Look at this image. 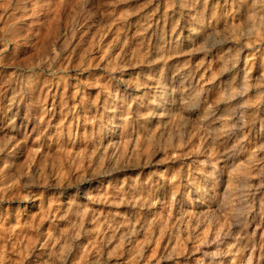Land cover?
Wrapping results in <instances>:
<instances>
[{
	"label": "rangeland",
	"instance_id": "1",
	"mask_svg": "<svg viewBox=\"0 0 264 264\" xmlns=\"http://www.w3.org/2000/svg\"><path fill=\"white\" fill-rule=\"evenodd\" d=\"M0 264H264V0H0Z\"/></svg>",
	"mask_w": 264,
	"mask_h": 264
},
{
	"label": "bare ground",
	"instance_id": "2",
	"mask_svg": "<svg viewBox=\"0 0 264 264\" xmlns=\"http://www.w3.org/2000/svg\"><path fill=\"white\" fill-rule=\"evenodd\" d=\"M205 41H206V40H205ZM175 71H176V70H175ZM159 79H160V76H159ZM118 82H119V80H118ZM159 82H161V81H159ZM160 84H161V83H160ZM161 86H162V85H161ZM181 106H182V104H181ZM183 112H184V111H183ZM184 113H185V112H184ZM184 113H183V114H184ZM187 116H188V115H187ZM185 117H186V115H185ZM195 118H196V117H195ZM193 119H194V118H193ZM114 144H115V143H114ZM108 145H109V144H108ZM106 150H107V149H106ZM119 188H120V187H119ZM116 190H117V189H116ZM107 191H108V190H107ZM120 191H121V190H120ZM109 192H112V190L109 191ZM121 195H122V193H121ZM107 196H108V195H107ZM65 197H66V196H65ZM70 197H71V196H70ZM112 197H113V196H112ZM107 200H108V199H107ZM73 202H74V201H73ZM72 206L75 208L74 205H71V207H72ZM73 207H72V208H73ZM108 224H109V223H108ZM110 224H111V223H110ZM112 225H113V224H112ZM121 225H122V224H121ZM121 225H120V226H121ZM116 226H117V225H116ZM118 227H119V226H118ZM110 228H111V227H110ZM114 228H115V227H114ZM104 229H105V228H104Z\"/></svg>",
	"mask_w": 264,
	"mask_h": 264
}]
</instances>
